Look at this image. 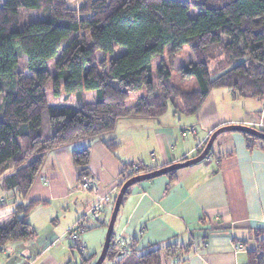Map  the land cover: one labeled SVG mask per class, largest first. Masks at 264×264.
Returning a JSON list of instances; mask_svg holds the SVG:
<instances>
[{"label": "trees", "instance_id": "obj_1", "mask_svg": "<svg viewBox=\"0 0 264 264\" xmlns=\"http://www.w3.org/2000/svg\"><path fill=\"white\" fill-rule=\"evenodd\" d=\"M75 1L0 0V247L36 237L29 215L40 202L22 200L49 151L71 148L80 185L92 177L91 141L114 130L119 119L161 117L169 103L176 113L196 115L216 89L264 103V0H82L77 7ZM191 9L200 12L193 17ZM28 11L40 12L41 19L28 20ZM184 46L195 60L179 69L182 78L198 83L190 92L173 84L169 58L153 69L158 55L173 58ZM216 50L226 70L214 69L212 76L208 60ZM98 52L105 54L100 61ZM51 79L58 96L53 100L46 92ZM143 88L146 95L128 107L131 94ZM87 92H94L92 100ZM242 135L249 147L264 148V140ZM81 141L86 144L73 147ZM106 146L115 154L119 144L111 139ZM148 171L143 163H126L120 187ZM177 172L166 176L174 181ZM250 239L255 245L247 252L249 264H264V230ZM138 242L119 247L113 233L103 264H164L167 256L182 259L190 252L178 243L139 249Z\"/></svg>", "mask_w": 264, "mask_h": 264}, {"label": "crops", "instance_id": "obj_2", "mask_svg": "<svg viewBox=\"0 0 264 264\" xmlns=\"http://www.w3.org/2000/svg\"><path fill=\"white\" fill-rule=\"evenodd\" d=\"M229 93L234 100L241 99ZM204 104L192 116L172 110L161 117L122 118L114 130L94 138L89 168L97 182L96 192L79 185L69 146L49 151L22 200L40 202L29 215L37 235L0 247V264H27L28 260L33 264H81L83 260L72 258L73 252L58 244L67 228L82 223L98 195L109 194L114 200L126 163H143L154 170L197 156L220 126L264 128V110H254V115L253 110L222 113L202 110ZM111 139L119 144L115 154L106 146ZM85 144L81 141L73 147ZM219 145L212 156L178 170L174 181L164 175L132 186L114 226L115 243L127 245L137 238L139 249L167 243L189 246L184 258L167 256L164 264H249L247 252L255 245L250 238L264 230V148L257 143L249 147L242 134L228 136ZM111 204L105 205L99 223L112 211ZM75 242L81 244L79 238ZM240 245L246 250H237Z\"/></svg>", "mask_w": 264, "mask_h": 264}, {"label": "rangeland", "instance_id": "obj_3", "mask_svg": "<svg viewBox=\"0 0 264 264\" xmlns=\"http://www.w3.org/2000/svg\"><path fill=\"white\" fill-rule=\"evenodd\" d=\"M76 5V7L78 6V4L82 3V0H76L74 2ZM200 11L196 10V9H191L190 10V15L191 16H196L198 15ZM24 17L27 18L28 20L31 21H37L40 20L42 17V14L38 11H28L24 13ZM120 52L124 51L125 49L123 47H119L118 48ZM119 52H117L118 55ZM60 55L59 54L53 58L50 61L51 66H54V64L56 63L58 57ZM105 57V54L103 52H98L97 53V59L100 61ZM166 58V59H170L172 61V73H173V78H172V82L174 85H176V87H179L181 90L185 91V92H190L192 90H195L198 88V83L196 81V79L193 78H182L180 73H179V69L181 67L187 66L189 63L194 62V56L192 54V52L190 51V48L188 46H184L183 49H181L179 52L176 53V55H174L173 58H170V56L166 53H164V55H158V57H156L153 60V69L156 72V68L157 65L159 64V59L160 58ZM224 59V57H222L220 55L219 50H216L215 53L213 54L212 59L208 60L209 63V69L211 72V75L214 76L215 75V70L217 71L219 70V72L221 73L222 71H225L226 66H222L221 62ZM113 84L115 86H118L116 81H113ZM60 91H61V95H65V89H64V80L62 79L60 81ZM55 83H54V79H51L50 82L47 85V97L50 100L55 99L56 97H58L55 94ZM226 98H224L225 95ZM87 98L90 100L93 99L92 94H86ZM146 95V90L143 88L140 91L134 92L131 94V97L129 98V100L127 101V106L128 107H132L135 103V101L141 97ZM263 103V102H262ZM262 103H260L259 101L256 100H252V99H236L234 100L230 93L225 90V89H216L214 90L209 97L207 98V101L204 104V107L202 110H220L222 113H230V111L233 112V114H236L235 111L236 110H253L252 115H254V112L256 110H264V103L262 105ZM246 104V106H245ZM172 110H174L173 106L171 103H169V108H168V112H171ZM255 110V111H254ZM254 127V126H253ZM233 134H242L240 132H235V131H228L225 132L223 134H221L215 142V145L213 147V153H215L217 151V149L219 148V143L221 141H223L225 138H227L228 136H231ZM213 153L209 156H212ZM81 186V184H80ZM0 193L2 195H5V192L2 190L1 186H0ZM112 205V209L114 206V203L111 204ZM103 213V212H102ZM112 211H110V213L108 214V216H106L105 222L104 224H101L99 222H102L101 219L99 220H92L90 217L83 219L81 222L82 224V229L79 232V241L80 243L75 242L73 239L70 238L69 234L66 235L67 231L69 230V228L66 229V233H65V237L62 240L61 244H58V246L62 245V247L66 248V250L70 253H72V258L77 259L81 262V260L84 259V257L86 258H91V264L95 263L97 261V259L99 258L104 243H105V239H106V235H107V229H108V223L110 221V217H111ZM102 215V214H101ZM96 226V227H93ZM72 227V226H71ZM93 227V228H91ZM116 234V233H115ZM85 237L86 240H83V238ZM116 236H114L115 238ZM83 240V242H82ZM247 243L248 245H252V241L247 239ZM81 245H85V252L82 251L81 249ZM74 246V247H73ZM108 262H106L107 264Z\"/></svg>", "mask_w": 264, "mask_h": 264}, {"label": "water", "instance_id": "obj_4", "mask_svg": "<svg viewBox=\"0 0 264 264\" xmlns=\"http://www.w3.org/2000/svg\"><path fill=\"white\" fill-rule=\"evenodd\" d=\"M228 131L245 133V134L255 136L261 140H264V131L257 129L253 126H250L247 124H226V125L218 127L217 129H215L211 133L209 139L207 140V143H206L204 149L197 156L183 160L181 162L169 164L167 166H163L161 168H157V169L145 172V173H141V174H138V175H135V176L129 178L127 181H125L122 184V186L120 187L119 192L115 198L114 206L112 209V214L110 217V221L108 223V229H107V235H106L105 243H104V246H103V249H102V252H101L99 258L97 259V261L94 264H103L104 261L106 260V257H107V254L109 252L111 242H112V236L114 233V226H115L120 208L122 206V203L124 201V197L127 193V190L130 187H132L138 183L148 181V180H152V179H155L157 177L164 176V175H167L171 172L182 170L184 168H188V167H191L193 165H196V164L202 162L203 160H205L209 156L216 139L221 134L228 132Z\"/></svg>", "mask_w": 264, "mask_h": 264}, {"label": "built area", "instance_id": "obj_5", "mask_svg": "<svg viewBox=\"0 0 264 264\" xmlns=\"http://www.w3.org/2000/svg\"><path fill=\"white\" fill-rule=\"evenodd\" d=\"M96 183L97 182H96L95 178L85 177L82 180L81 187L85 190H88L91 192H96ZM110 202H113V199L111 200V195H109V194L98 195L97 202L88 209L84 219L87 217L88 218L90 217L92 220H95V221L98 220L101 217V214L105 208V205L109 204ZM81 229H82L81 223H78V224L70 227L68 230V234H69L70 238L73 239L74 241L78 240L79 232L81 231ZM118 246L124 247L125 244L119 242ZM81 249L83 252H85V247H81ZM237 250L245 251L246 247L244 245L243 246L240 245V246H237ZM27 264H33V262L31 260H28Z\"/></svg>", "mask_w": 264, "mask_h": 264}]
</instances>
